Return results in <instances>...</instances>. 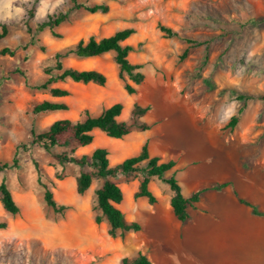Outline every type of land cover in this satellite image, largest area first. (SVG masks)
I'll return each mask as SVG.
<instances>
[{
	"label": "rangeland",
	"instance_id": "374dc122",
	"mask_svg": "<svg viewBox=\"0 0 264 264\" xmlns=\"http://www.w3.org/2000/svg\"><path fill=\"white\" fill-rule=\"evenodd\" d=\"M79 1L106 3L109 11H70L68 20L56 29L61 37L55 38L48 29L36 32L35 27L48 14L65 10L69 0H39L35 5L33 0H0V23L8 26L0 48L15 51L13 56L0 55V164L10 162L19 147L18 165L0 171V181L5 180L19 207L11 215L0 202V222H5L0 228V264H120L123 257L141 251L145 233L154 229L145 218L149 202L133 197L138 179L121 177L118 184L124 197L117 206L128 220L138 221L141 229L110 236L106 221L95 222L99 211L94 192L100 181L94 180L84 194H78V166L59 164L42 149L23 147L31 128L39 132L57 119L77 120L85 109L95 114L117 102L123 106L119 118L126 120L138 103L149 107L143 120L175 148L202 154L216 151L206 148L203 135L237 136L234 149L238 155L251 151L241 158L245 169L264 156V0ZM32 8L29 32L24 19ZM160 23L179 37L166 38ZM128 27L135 30L125 41L133 46L129 59L140 64L144 74L140 84L129 81L136 89L134 94H128L118 78L112 53L63 59L66 67L103 72L107 77L104 86L69 79L54 83L69 91L64 97L37 88L46 77L43 68L56 52H64L81 39L108 36ZM239 95L251 99L238 100ZM43 100L64 102L68 109L33 118L32 105ZM243 103L239 122L228 128L226 124ZM146 133L132 130L123 138H110L95 130L93 142L75 153L91 154L103 147L114 165L136 155ZM43 185L50 188L58 204L67 206L63 213L45 204ZM149 188L155 195L169 191L158 178Z\"/></svg>",
	"mask_w": 264,
	"mask_h": 264
},
{
	"label": "trees",
	"instance_id": "16d2710c",
	"mask_svg": "<svg viewBox=\"0 0 264 264\" xmlns=\"http://www.w3.org/2000/svg\"><path fill=\"white\" fill-rule=\"evenodd\" d=\"M38 2L39 0H33L34 5ZM81 8L91 13H107L109 11V6L106 3L88 5L79 0H69V5L65 10L62 9L48 14L46 18L37 23L35 31L43 32L48 29L53 37L60 38L61 35L56 29L68 20L70 11ZM32 17L33 8L27 10L24 19V24L29 32H31L29 20ZM158 27L166 38L179 37L176 31L166 25L160 23ZM134 33V28L128 27L100 38L90 36L87 40H79L76 44L66 48L64 52H56L51 59L52 62L43 68L46 77L37 88L46 90L53 97H64L69 94V91L64 87L53 86L54 83L64 82L69 79L83 84L94 83L104 86L107 82V77L103 72L95 69L79 70L66 67L63 64V59L70 55L78 58H90L112 53L113 60L118 68V78L123 82L125 91L128 94H134L136 89L129 81L134 84H140L144 79V74L140 70L141 65L133 63L129 59V53L133 51V46L125 43ZM7 34L8 26L5 23H0V42ZM184 40L191 42L189 38H184ZM186 53L187 51L185 50L182 57ZM14 54L15 51L9 47L0 48V55L13 56ZM237 98L238 100H248L251 99V96L239 95ZM67 109L68 106L64 102L43 100L32 105L31 114L35 118L40 114ZM122 109V104L117 102L103 108L98 114H91L85 109L83 116L77 120L57 119L48 128L39 132L31 128L29 142L24 144L23 147L25 149H42L59 164L70 163L78 166L80 170L76 177V190L80 195L90 188L94 180L100 181L94 192L95 208L99 211V214L95 216V222L106 221L107 232L112 237H116L118 234L123 236L125 233L137 232L141 229V224L138 221L128 220L123 211L117 206L124 197L123 191L118 184V179L121 177L138 179V188L134 192L133 197L135 199L145 197L150 204L156 202V196L149 188L150 181L158 178L166 183L173 192L170 204L174 214L178 220L185 222L189 218L188 208L198 201L203 190L185 197L181 192V187L175 175H168V172L174 166V161H161L158 156H152L149 152L147 140L142 144L140 151L136 155L127 157L114 165L110 164L109 152L103 147L95 148L91 154L77 155L75 153L77 148L87 146L93 142L95 130L101 131L110 138H123L132 130L146 131L151 128V125L143 120L149 110L148 106L134 103L126 120L119 119ZM244 109L245 103L238 108L236 114L231 116L226 124L228 128L233 129L237 125ZM18 148H16L10 162L0 164V171L4 168L18 165L16 157ZM34 164L39 172L37 163ZM43 186L45 188L43 194L45 204L55 213H63L67 206L58 204L50 188L47 185ZM222 186L224 184H217L214 188H221ZM241 201L247 203L244 200ZM0 202L7 213L15 215L19 212V207L4 179L0 181ZM253 210L258 213L255 208ZM4 227L5 222H0V228ZM120 264H151V261L146 253L138 251L135 256L123 257Z\"/></svg>",
	"mask_w": 264,
	"mask_h": 264
},
{
	"label": "crops",
	"instance_id": "0c3cea01",
	"mask_svg": "<svg viewBox=\"0 0 264 264\" xmlns=\"http://www.w3.org/2000/svg\"><path fill=\"white\" fill-rule=\"evenodd\" d=\"M142 132L147 138L141 146L147 140L152 156L174 161L168 175H175L185 197L203 190L185 222L174 214L170 188L163 195L153 193L156 202L149 203L145 218L154 229L145 233L141 246L151 264H264V156L247 170L241 158L251 151L238 155L237 136L203 135L206 148L216 151L201 154L175 148L152 128ZM134 184L137 189L139 181ZM217 184L224 186L214 188Z\"/></svg>",
	"mask_w": 264,
	"mask_h": 264
},
{
	"label": "clouds",
	"instance_id": "9594fccd",
	"mask_svg": "<svg viewBox=\"0 0 264 264\" xmlns=\"http://www.w3.org/2000/svg\"><path fill=\"white\" fill-rule=\"evenodd\" d=\"M19 11V10H18ZM9 15H11V12H9Z\"/></svg>",
	"mask_w": 264,
	"mask_h": 264
}]
</instances>
